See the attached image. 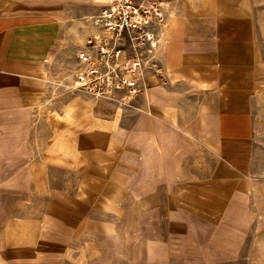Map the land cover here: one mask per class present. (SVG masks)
<instances>
[{
  "label": "crops",
  "instance_id": "0c3cea01",
  "mask_svg": "<svg viewBox=\"0 0 264 264\" xmlns=\"http://www.w3.org/2000/svg\"><path fill=\"white\" fill-rule=\"evenodd\" d=\"M171 1L176 9L163 26L166 81L160 84L149 75L148 88L109 118L103 100H90L84 93L62 94L57 88L63 49L83 45L96 29L88 22L90 0H0V220L4 215L6 248L10 243L37 245L41 217L10 219L8 200L10 194L24 199L44 189L54 169L87 178L90 167L104 165V158L137 153L138 145L145 151L142 165L154 171L166 165L161 135L170 126L178 131V102L184 91L176 86L187 85L194 102L203 104V118L212 120L215 162L206 183L171 194L193 199L190 210L206 231L202 242H194L209 254L216 253V245L224 247L223 257L205 261L242 258L255 214L248 200L257 181L264 179L263 169L255 168L253 107L262 66L251 0ZM94 2L101 7L106 3ZM106 135L113 136L107 141ZM11 226L26 230L24 238H9Z\"/></svg>",
  "mask_w": 264,
  "mask_h": 264
},
{
  "label": "rangeland",
  "instance_id": "374dc122",
  "mask_svg": "<svg viewBox=\"0 0 264 264\" xmlns=\"http://www.w3.org/2000/svg\"><path fill=\"white\" fill-rule=\"evenodd\" d=\"M164 3L167 14L176 9L171 0ZM98 5L94 0L89 2L88 22L92 27L101 7ZM251 11L262 66V82L253 107L255 168L264 171V0H251ZM81 46L68 44L63 49L57 75L60 81L57 84L58 92H66V95L84 93L90 100H103L105 116L111 118L114 110L128 105L98 98L71 86L74 84L77 52ZM164 71L163 74L149 72L147 79L149 75H154L156 82L161 84L166 81ZM148 86L146 80L145 89ZM176 87L184 91L178 102L179 129L176 132L170 126L168 133L164 131L161 135L164 146L162 156L167 164L155 167V171L154 167L142 165L141 154L145 151L138 145L137 153L132 151L123 158L121 154L116 160L113 156L111 159L104 158V165L90 167L87 178L81 173L68 174L64 169L56 168L51 173L50 183L41 191H34L29 198L18 199L10 194L9 218L16 220L18 216H40L42 229L34 247L10 243L6 248L3 245V215V222L0 220V253L7 255L0 257V264H264V179L257 181L254 195L248 200L255 214L249 224L240 260L209 263L204 258L223 257L224 247L216 245L212 247L216 253L212 251L210 253L213 254H209L206 253L207 249L194 242L199 243L205 238L206 231L200 225L201 220L194 218L190 210L194 205L193 199L177 198L171 193L174 189L192 191L194 185L206 183L205 179L215 162L214 127L212 120L203 118V104L199 103V107L194 102L192 88L187 85ZM111 136H105L107 141ZM141 143L145 142L141 140ZM142 147L145 148V145ZM110 148L113 149L111 144ZM148 152L151 153V150ZM121 161L126 165L118 166ZM11 230L9 238L17 241V237L23 239V233L27 232H18L12 226ZM208 247L210 250L211 247ZM234 249H238V246H234Z\"/></svg>",
  "mask_w": 264,
  "mask_h": 264
},
{
  "label": "built area",
  "instance_id": "2783aa9c",
  "mask_svg": "<svg viewBox=\"0 0 264 264\" xmlns=\"http://www.w3.org/2000/svg\"><path fill=\"white\" fill-rule=\"evenodd\" d=\"M105 1L94 17L95 31L77 52L71 86L129 105L145 90L149 72L163 74L167 6L165 0Z\"/></svg>",
  "mask_w": 264,
  "mask_h": 264
}]
</instances>
